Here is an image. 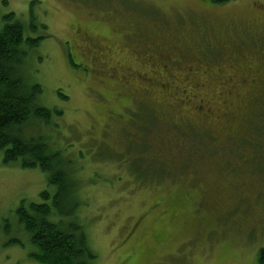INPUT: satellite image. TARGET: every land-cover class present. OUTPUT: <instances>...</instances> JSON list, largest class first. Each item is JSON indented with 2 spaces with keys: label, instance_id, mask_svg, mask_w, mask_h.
Masks as SVG:
<instances>
[{
  "label": "rangeland",
  "instance_id": "1",
  "mask_svg": "<svg viewBox=\"0 0 264 264\" xmlns=\"http://www.w3.org/2000/svg\"><path fill=\"white\" fill-rule=\"evenodd\" d=\"M7 1L1 13L14 11L26 22L36 16L47 26L28 59V74L43 88L41 104L63 112L58 126L44 125L50 144L62 152L63 159L72 161L70 175L81 184V197L87 203L82 216L89 219L85 221L97 264L135 263L131 245L150 248L146 264H259L258 251L264 247V124L255 131L248 118L264 120V110L258 108L264 102V74L261 79L260 71L249 74L250 78L241 74L225 97H220V82L236 77L226 64L237 53L242 61L256 54L264 61V54L262 59L258 53L264 48V0L220 5L211 0H36L32 11V0ZM75 26L108 51L105 58L120 65L122 79L130 69L148 70L136 63L137 54H130L136 38L146 39L152 55H143L155 65L162 62L155 51L161 59L167 58L166 80L176 87L162 92L160 84L149 88L146 78L129 75L115 83L82 54L73 55L72 63ZM115 29L117 35H130L117 36ZM195 65L202 72L192 75L196 94L190 92L186 104L179 99L186 82L181 67ZM197 104L203 105V111H197ZM189 127L204 142L181 140L179 129ZM26 130L38 134L44 127L30 124ZM240 136L252 140L241 152L234 144ZM211 146L219 153L200 155ZM2 157L0 151V218L6 215L14 224L10 233L0 229V264H40L29 257V239L16 223L15 211L22 202L40 200V192L48 187L47 173L19 163L4 165ZM138 158H143L141 163ZM185 179L203 182L211 191H223L225 185L240 195L233 202V198L222 199L224 221L211 229L198 223L192 205L186 207L191 214L184 211L189 217L185 225L161 220L169 227V244L159 248L147 244L159 229L153 221L156 212L143 219L144 229L129 237V226L151 203L177 197L187 203L189 198L181 189ZM12 236H19L21 243H6Z\"/></svg>",
  "mask_w": 264,
  "mask_h": 264
},
{
  "label": "trees",
  "instance_id": "2",
  "mask_svg": "<svg viewBox=\"0 0 264 264\" xmlns=\"http://www.w3.org/2000/svg\"><path fill=\"white\" fill-rule=\"evenodd\" d=\"M211 1L220 5L232 0ZM36 2V0L31 1V11ZM7 3V0H0V9ZM46 28L44 21L36 16L30 17V20L26 22L14 11L3 13L0 11V151L3 152L2 161L4 165L19 163L23 168H39L42 172L47 173L48 187L40 192V200L29 201L27 204L22 202L15 211L16 223L29 239V257L40 264H97L98 254L96 249L91 246L89 230L85 221L89 219L82 216L83 208L87 203L81 197V184L77 178L75 180L72 177V173L70 175L72 161L69 163L63 159L62 152L55 150L50 144L49 134L44 125H51L53 128L58 126V116L63 112L41 104L40 96L43 93V88L41 84L31 82L28 74L31 70L27 68L28 59H31V52L39 46L43 38L40 34L44 35ZM125 35L130 34L124 32L121 37ZM251 58L253 65L258 58L257 54ZM238 59L240 61L241 56L237 53L226 66H235ZM248 61L246 62L248 63ZM237 71L241 75L238 69ZM200 72L202 71H195L193 76L196 77ZM214 76L217 77V75ZM234 79H239L238 75ZM233 84L232 80L223 79V82H220L222 89L220 97L230 94L232 89L227 88ZM195 88L196 82L180 87L183 92V96H179L180 101L186 104L190 102V92L196 94ZM166 90L160 88L162 92ZM121 100L117 99V101ZM259 105L258 108L264 110V102ZM195 107L200 112L204 108L201 104H197ZM169 108L175 111L173 106ZM205 113L204 111L203 114ZM227 114L231 115L230 113ZM251 116H249L248 121L251 126L255 125V131H258V126H263L262 121L264 120H259L261 122L259 123L251 120ZM206 118L208 117L206 116ZM229 118L230 116L227 120ZM185 119L180 118L178 120L188 121ZM126 120L128 121V119ZM203 120V118L200 119V121ZM30 124L44 127V132L29 135L26 128ZM179 137L183 141L190 138L191 144L204 142V140L198 139V133L190 127L187 130L179 129ZM206 139L208 140V138ZM234 140V144L239 146L240 152L242 149L245 150V146H248L252 141L245 136H240ZM220 148L223 151L227 150L223 147ZM215 153H219L218 148L211 146L206 148L204 152H200V155ZM142 159L138 158L136 162L141 163ZM154 165L155 163L150 164V166ZM164 165L165 163L161 164L163 169H165ZM139 167L145 168V165ZM162 168L160 172L163 170ZM186 183H188L187 180L182 183L181 189L188 196L190 190L184 189ZM51 187L54 190H51ZM189 196L191 197V195ZM161 220L162 218H159L156 224L159 228L157 231L161 235L158 236V242L154 243L155 248L167 245L172 240L167 231L169 227L165 228L166 225H161ZM187 220L189 222V217ZM13 224L10 217L6 215L0 218V229L3 228L7 233H10ZM8 242L20 244L21 239L19 236H12L6 243ZM148 249L149 255H152L149 247ZM258 257L259 262L264 264V247L259 249ZM146 262H149V257L133 264H146Z\"/></svg>",
  "mask_w": 264,
  "mask_h": 264
},
{
  "label": "flooded vegetation",
  "instance_id": "3",
  "mask_svg": "<svg viewBox=\"0 0 264 264\" xmlns=\"http://www.w3.org/2000/svg\"><path fill=\"white\" fill-rule=\"evenodd\" d=\"M117 29H115V35H117L116 33H118V31H116ZM74 33L75 36L77 38L76 41H72L73 44V49H74V54H72L71 52L69 53L70 56L74 58H76V55L82 54L86 57H88L90 60H93L98 68V70L102 73V74H106L108 75L110 78L113 79V81L115 83H117L118 81L120 82H124L123 79H127V76L129 75L130 77H138L141 79H147L148 81H150L148 86L149 88H159V84H160V88L162 89H171L173 90L174 87H176L175 85H172L168 80H166V75L168 72V64L166 63V59L167 58H160V53L156 52V57L159 60H162V62L160 63V65H155L152 60L147 56V55H143V54H151V48L149 45V42L142 38V39H136L134 41L135 46H131L132 47V52L130 49V54L132 55L137 54V58L135 59L137 64L141 65V68L143 67H147L148 70H140V69H130L129 71L126 72L124 78L122 79L118 73L120 72V65H113L110 64L107 60H106V55L108 53V51H103L102 49H100L92 40H90L88 38L87 32L84 31L81 26L79 28L74 29ZM142 35V33H138V35L136 34V36ZM117 36H121V34L117 35ZM86 38H88L89 40H87ZM76 42V43H75ZM155 46H157L155 44ZM146 48V49H145ZM264 54V48L259 50V55L261 56V58L263 59L262 55ZM152 55V54H151ZM73 58V60H74ZM252 60V58L250 59ZM250 62V64H248ZM74 63V62H73ZM177 63H179L177 61ZM248 63L246 61H242L238 59V62L236 63V65H232L230 66L231 71H233L234 73H237L236 75H238L239 78L242 79L241 75H239L237 69L241 72V74H243L244 78H250L251 75L249 76V74H253L256 73L257 71H260V79L262 78L261 72H263L264 74V70H260V64L264 63V61H260L259 59H256L255 63L252 65V61H248ZM249 65V66H248ZM191 66L189 68L186 67H181L182 71L180 72L183 75V79H186V82L183 84L185 86H187L188 84L195 82L192 79V75L195 71L198 70L199 66L195 65ZM180 67V66H179ZM224 68V67H223ZM201 69H199L200 71ZM110 71V72H109ZM141 71H144L145 73H141ZM217 71H220L219 69H217ZM189 72V73H188ZM204 72V71H203ZM184 76L188 77L190 79V81L188 80V78H185ZM249 76V77H248ZM233 77V76H232ZM182 79V80H183ZM232 79V78H231ZM244 81L246 82V80L244 79ZM240 82L242 83V81L240 80ZM232 83H234V78L232 79ZM169 87V88H168ZM150 90V89H148ZM193 181V180H192ZM184 189L190 190L189 195H191V197L188 195L189 198H191L192 200H188L187 203L185 204V202H182L181 197H177V201H164L163 199H161V202H157L155 204H150V206L148 207V209L142 213L140 216H138L135 220H133V223L129 226V237L132 236L133 234H135L136 232H139V230L141 231L142 228L146 227L144 226V218H147V216L150 213H154L156 212V218L153 220L154 222H158L159 218L162 219H166L167 222L174 224L176 221H181L183 223V225L188 223L187 220V216L185 215L186 213H184V211H187L188 213L191 214L190 206L193 205L194 207V211L197 213L195 216V218L197 219L198 223H202L204 227H207L208 225H210V229L218 222H222L224 221V211H225V206L222 202V199L224 198H233L232 202L236 199V197H238L240 194H234L232 193V191L230 189H227V187L224 185L223 191L220 189L219 191H210L209 188L207 187V185L205 183H200V182H190L188 181V183H186L184 185ZM227 189V190H226ZM231 192V193H230ZM239 201V200H238ZM246 203L248 204H252L251 201H246ZM230 206V205H229ZM188 207V208H186ZM198 216V218H197ZM185 218V219H183ZM143 228V229H144ZM127 231V232H128ZM126 232V233H127ZM154 233L152 235L149 236V238H147L144 235H141L142 238H147V244L149 242L155 243L158 242V236L161 235L159 234V232L153 231ZM125 233V235H126ZM166 235V234H165ZM121 246V245H119ZM132 249V250H131ZM124 250V247L120 250V252H122ZM130 253V257L135 256L137 257V261L139 260H144L147 257H149V249L148 247H140L137 245H131V248L129 250ZM130 257H127L126 260H128Z\"/></svg>",
  "mask_w": 264,
  "mask_h": 264
}]
</instances>
